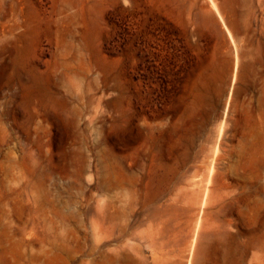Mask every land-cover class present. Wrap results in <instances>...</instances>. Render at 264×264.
<instances>
[{
	"label": "rangeland",
	"instance_id": "374dc122",
	"mask_svg": "<svg viewBox=\"0 0 264 264\" xmlns=\"http://www.w3.org/2000/svg\"><path fill=\"white\" fill-rule=\"evenodd\" d=\"M0 264H264V0H0Z\"/></svg>",
	"mask_w": 264,
	"mask_h": 264
},
{
	"label": "bare ground",
	"instance_id": "6f19581e",
	"mask_svg": "<svg viewBox=\"0 0 264 264\" xmlns=\"http://www.w3.org/2000/svg\"><path fill=\"white\" fill-rule=\"evenodd\" d=\"M214 22V21H213ZM212 25H214V24H212ZM227 71V67L225 68V71L224 72H226ZM158 196V195H157ZM110 206H111V208H113L114 209V205H111L110 204ZM114 214V213H113ZM98 236H99V238H101V237H103L104 236V225H102V226H100V228H99V230H98ZM100 240H102V239H100Z\"/></svg>",
	"mask_w": 264,
	"mask_h": 264
}]
</instances>
